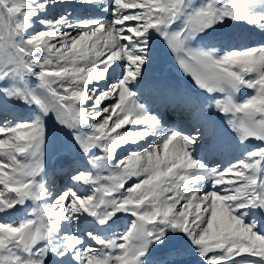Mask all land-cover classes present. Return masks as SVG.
<instances>
[{"label": "snow or ice", "instance_id": "snow-or-ice-1", "mask_svg": "<svg viewBox=\"0 0 264 264\" xmlns=\"http://www.w3.org/2000/svg\"><path fill=\"white\" fill-rule=\"evenodd\" d=\"M160 41L227 121L235 162L213 166L210 121L166 129L142 102ZM53 117L84 162L56 195ZM121 214L132 219L113 232ZM185 250L199 264H264V0H0V264H182L167 257Z\"/></svg>", "mask_w": 264, "mask_h": 264}, {"label": "bare ground", "instance_id": "bare-ground-1", "mask_svg": "<svg viewBox=\"0 0 264 264\" xmlns=\"http://www.w3.org/2000/svg\"><path fill=\"white\" fill-rule=\"evenodd\" d=\"M234 30L235 29H232L231 31ZM256 36L257 38H261L260 35ZM145 81V84L141 87L140 95L143 98L142 102L146 103L152 110V114H157L158 112H156V110L159 108L162 109V107L182 108V111H186L183 113L185 115H182L180 118L176 119L175 122L171 120V117L168 122L163 123L162 126L164 128H178L179 130L186 133H192L194 130L193 133H195L197 129H201L203 131L206 122L210 121L211 124L214 125V131H212L214 132V135L212 136V132L210 134H206L204 142L215 145L214 152L216 153L215 157H217V163L219 166L221 167L222 163L226 165L229 162L236 161L241 157V150L237 148L232 142L230 130L227 132L225 131L227 128V121L224 120L223 123H221V121L216 119L214 115H209V112L206 109V98L208 94L198 95V91L195 90L194 86L190 84H181L178 76L175 74V71L173 69H168L167 65H158L153 71V74H151V76ZM186 86H188V88ZM202 108L205 110L201 111ZM13 113L15 112L13 111ZM191 129L193 130L191 131ZM153 139L154 138L151 137L148 138V143H152ZM253 143L255 142L253 141ZM144 146L147 147V144ZM67 167L68 166L64 164L58 169L66 170ZM60 173V177L63 176V178L61 179L62 183L59 189L62 187L64 180L69 176V173L66 171ZM60 177L56 178L55 183L60 181ZM211 190L212 187L210 184H205L201 189L202 192ZM185 248H187L186 245ZM190 255L193 254L191 253ZM198 259H196V257L187 258V260L195 262H197Z\"/></svg>", "mask_w": 264, "mask_h": 264}, {"label": "rangeland", "instance_id": "rangeland-1", "mask_svg": "<svg viewBox=\"0 0 264 264\" xmlns=\"http://www.w3.org/2000/svg\"><path fill=\"white\" fill-rule=\"evenodd\" d=\"M64 11H65V9L61 8V7L50 10V12L48 14V19H53V18L59 16ZM75 14L77 16H81V17H83L85 15L81 11H77ZM232 29H235V28H229L228 31H231ZM38 30H39V27H38ZM238 30L239 29H235L234 31H238ZM258 32L259 31H256L254 33L253 43H258L260 41L258 39H261V38H257V36H256V35L261 36V34ZM168 51L169 50L166 48V46L163 44V42L160 41V43L158 44V51H157L156 59H155L153 65L149 68L147 75H146V79L149 78L151 76V74H153V71L155 70L157 65H167V66L169 65L168 69L174 68L173 70L176 72V75L178 76L181 84H186V81H191L193 83V81L189 79L190 77H187L182 73V71L179 69L178 65L176 67L175 62H174L175 58L172 54L168 53ZM114 77L115 76H113L109 82H112V80L115 79ZM192 83L189 82L186 85L190 84V85L194 86L193 85L194 83L193 84ZM101 84H103V82ZM186 87L188 88V86H186ZM249 91L250 90H247V89L242 90V92L240 93V96L242 97L244 95H247L249 93ZM107 103H109V102L105 101V104H107ZM101 107H103V105ZM16 109L22 110V111H20V113H18V115H14L17 119L27 120L33 116V112L31 110L25 108V107H18ZM13 111L15 112L13 114L17 113L15 110H13ZM46 124H47V136H46V144H45V170H46L45 180H46L48 187L50 188L52 194L56 195V194L60 193L61 191L66 190L68 187L72 186L70 176L77 168L83 169L84 162L82 159V154L78 151V149L76 148V146L74 145V143L70 139L69 130L63 128L61 125L56 123L54 117L52 119H49L46 122ZM256 143H258V142H255V143L252 142V145L254 146ZM93 151H97V150L94 149ZM125 154L126 153L121 152L120 156L122 157ZM216 163H217V161L213 163V166H215ZM64 164H66V166H68L66 171L69 173V176L66 178V180L63 183L60 190H58V189L53 190L54 188L52 189V187H50V186L53 182V179L57 178V176L60 175V172H57L58 168ZM53 170L56 172L55 173L51 172ZM89 170H91V169H89ZM63 171H64V169H63ZM131 183H132V181H129V184H131ZM127 186L128 185H126V187ZM77 191L80 195L83 196V195L89 194L90 189H87V187H85V188L77 189ZM21 215H23V213H21ZM131 219H132L131 217L124 215V214H121V218L113 226L112 231L117 232V233L122 232L128 226ZM76 231H77L78 235L84 234V229H82V228L79 230H76ZM108 235H112V232H109ZM84 239H85L86 244L92 243L90 240L87 239L86 236L84 237ZM185 249H187V248H185ZM187 251L188 250H185L183 252V254H181L180 256L167 257V259H169V260L175 259V260L181 261L182 264H189L190 261L187 260V257H190V258L196 257V259L199 258L195 254H193L191 251L190 252H187ZM191 253L193 255H190ZM160 259H161V256L159 254L152 257L153 264H155V262L160 260ZM199 262H200V258L198 259L197 262L194 261L193 263L199 264Z\"/></svg>", "mask_w": 264, "mask_h": 264}]
</instances>
